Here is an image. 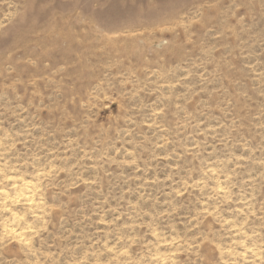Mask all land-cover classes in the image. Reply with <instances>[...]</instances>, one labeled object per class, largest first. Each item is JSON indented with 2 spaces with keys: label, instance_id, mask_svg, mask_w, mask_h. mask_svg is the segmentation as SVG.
Listing matches in <instances>:
<instances>
[{
  "label": "rangeland",
  "instance_id": "obj_1",
  "mask_svg": "<svg viewBox=\"0 0 264 264\" xmlns=\"http://www.w3.org/2000/svg\"><path fill=\"white\" fill-rule=\"evenodd\" d=\"M0 264H264V0H0Z\"/></svg>",
  "mask_w": 264,
  "mask_h": 264
},
{
  "label": "snow or ice",
  "instance_id": "obj_2",
  "mask_svg": "<svg viewBox=\"0 0 264 264\" xmlns=\"http://www.w3.org/2000/svg\"><path fill=\"white\" fill-rule=\"evenodd\" d=\"M52 0H40V3H42L45 7H48Z\"/></svg>",
  "mask_w": 264,
  "mask_h": 264
}]
</instances>
